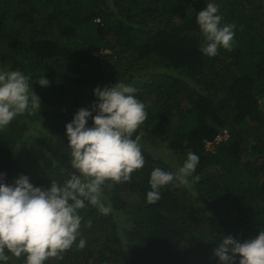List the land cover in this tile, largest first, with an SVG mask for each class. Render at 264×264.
Returning <instances> with one entry per match:
<instances>
[{
    "label": "trees",
    "instance_id": "16d2710c",
    "mask_svg": "<svg viewBox=\"0 0 264 264\" xmlns=\"http://www.w3.org/2000/svg\"><path fill=\"white\" fill-rule=\"evenodd\" d=\"M209 2L222 25H235L231 49L215 56L201 52L196 19ZM0 67L28 76L41 102L0 131L7 183L24 174L48 188L70 178L65 126L91 107L97 86L135 87L147 112L133 134L143 167L107 180L110 212L86 202L77 241L44 264H220V239L264 230V0H0ZM226 128L229 138L208 149ZM189 152L199 180L169 184L149 203L151 172L175 171ZM5 254L4 264H26V254Z\"/></svg>",
    "mask_w": 264,
    "mask_h": 264
},
{
    "label": "clouds",
    "instance_id": "9594fccd",
    "mask_svg": "<svg viewBox=\"0 0 264 264\" xmlns=\"http://www.w3.org/2000/svg\"><path fill=\"white\" fill-rule=\"evenodd\" d=\"M196 19L204 36L200 48L203 54L215 56L220 47L231 49L235 25L221 24L217 4L209 2L198 11ZM38 82L41 86L49 84L45 77ZM29 89L28 76L0 67V131L17 116L41 109L39 96ZM136 92L135 87L123 82L97 86V99L91 107L79 108L74 113L65 127L71 167L76 171L63 184L34 186L24 174L7 183L6 174L0 173V264L9 260L5 250L16 257L26 254V264H44L48 258L69 249L80 235L83 217L78 210L86 202L105 214L110 212V205L106 206L102 199V186L107 180H129L130 173L145 163L141 134L133 139L147 117ZM198 163L199 156L189 152L175 171L156 167L150 175L147 201H158L160 189L169 184L191 188L199 180L193 176ZM85 243L80 239L78 246L83 248ZM214 255L220 264H264V230L243 241L229 234L217 242Z\"/></svg>",
    "mask_w": 264,
    "mask_h": 264
},
{
    "label": "built area",
    "instance_id": "2783aa9c",
    "mask_svg": "<svg viewBox=\"0 0 264 264\" xmlns=\"http://www.w3.org/2000/svg\"><path fill=\"white\" fill-rule=\"evenodd\" d=\"M229 138V132L227 129H225L221 134H219L217 137H216V140L213 142V141H208L207 142V148L208 149H211V150H214L215 149V145L218 143V142H221L223 140H227Z\"/></svg>",
    "mask_w": 264,
    "mask_h": 264
},
{
    "label": "rangeland",
    "instance_id": "374dc122",
    "mask_svg": "<svg viewBox=\"0 0 264 264\" xmlns=\"http://www.w3.org/2000/svg\"><path fill=\"white\" fill-rule=\"evenodd\" d=\"M7 68L5 67V70H6ZM8 71H10V70H8ZM226 129H228V131H229V128H226ZM162 149L163 150H166V148L165 147H162Z\"/></svg>",
    "mask_w": 264,
    "mask_h": 264
}]
</instances>
